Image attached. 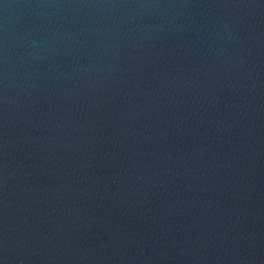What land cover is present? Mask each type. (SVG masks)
<instances>
[{
    "label": "water",
    "instance_id": "water-1",
    "mask_svg": "<svg viewBox=\"0 0 264 264\" xmlns=\"http://www.w3.org/2000/svg\"><path fill=\"white\" fill-rule=\"evenodd\" d=\"M0 264H264V0H0Z\"/></svg>",
    "mask_w": 264,
    "mask_h": 264
}]
</instances>
